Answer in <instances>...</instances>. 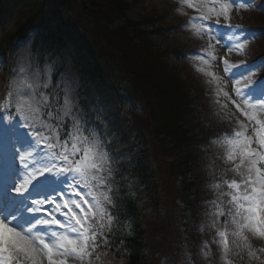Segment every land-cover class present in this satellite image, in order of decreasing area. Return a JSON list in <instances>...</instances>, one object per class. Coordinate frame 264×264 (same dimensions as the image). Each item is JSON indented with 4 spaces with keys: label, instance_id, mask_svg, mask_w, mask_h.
<instances>
[{
    "label": "snow or ice",
    "instance_id": "obj_1",
    "mask_svg": "<svg viewBox=\"0 0 264 264\" xmlns=\"http://www.w3.org/2000/svg\"><path fill=\"white\" fill-rule=\"evenodd\" d=\"M181 2L201 21L193 25V35L206 39L199 57L205 67L199 71L210 77L213 102L238 127L222 145L209 216L215 234L202 254L211 259L215 244L222 264L245 256L249 264H264V246L253 245L264 244V76L256 71L264 66V55L251 63L229 59L233 53L243 56L260 30L231 23L234 13L251 7L249 0ZM220 28L239 34L222 45ZM216 47L227 51L218 57ZM20 63L0 90V139L15 138L12 148L19 145L21 165L13 196L7 204L0 200V264H93L116 223L110 142L81 108L73 81L62 77L53 84L52 66L31 48L21 53ZM212 67L223 75L205 71Z\"/></svg>",
    "mask_w": 264,
    "mask_h": 264
},
{
    "label": "trees",
    "instance_id": "obj_2",
    "mask_svg": "<svg viewBox=\"0 0 264 264\" xmlns=\"http://www.w3.org/2000/svg\"><path fill=\"white\" fill-rule=\"evenodd\" d=\"M52 1L57 6L55 9H58L54 11L79 7L77 0ZM42 2V0H0V25L7 27L13 23L12 35H18L20 30L25 28L26 23L30 25L35 17L41 22V26L35 29L34 36L35 41L39 43L38 49L47 52L56 48L62 49L63 45L71 46V41L77 33L69 32L66 23L56 14L49 16L51 10L42 5ZM80 3L82 9L79 8L87 20L95 25L97 34L101 35V38L114 50L118 61L126 66L123 69L137 87L134 98L132 91L127 92L128 96H124L127 100L141 104L140 113L134 114L138 116L136 123L154 137L156 150L169 158L166 163L173 171L171 173L174 174L175 179L181 177L182 185L186 188V197L189 198L195 190L189 180L197 175L196 163L193 161L196 160L193 159V155L197 152L194 149L199 145L200 133L207 125L205 122L207 116L201 111L202 107L195 94L196 91L184 80L176 66L169 65L168 60L159 55L158 49L155 48L156 44L143 35L144 30L141 25L151 22V18L144 12L139 11V16L136 13L132 15L129 8L132 4L127 0H80ZM153 32H157L156 28ZM152 51L155 53L153 54ZM87 57L85 65L91 67L92 57L90 55ZM96 73L97 71L88 75L91 89L105 86L101 71L98 75ZM114 85L112 86L116 89ZM82 89L84 90L85 87ZM114 94L115 91L110 90H90V99L85 98V101L94 112V116L116 118L117 115L107 108L115 105L110 98ZM80 100L84 99L80 98ZM133 109L131 107L130 112H134ZM120 118L123 117L120 115ZM126 118L128 117H124L120 126L117 125L125 130V134L132 138L139 135L133 133L134 130L142 133L140 127H133ZM137 140L145 150L148 139L143 136ZM190 153H192L191 157L181 159L175 157L188 156Z\"/></svg>",
    "mask_w": 264,
    "mask_h": 264
},
{
    "label": "bare ground",
    "instance_id": "obj_3",
    "mask_svg": "<svg viewBox=\"0 0 264 264\" xmlns=\"http://www.w3.org/2000/svg\"><path fill=\"white\" fill-rule=\"evenodd\" d=\"M140 1L152 2V0H127L132 6H130V13L134 15V9ZM32 14V12H30ZM34 25L41 26V22L33 17ZM74 26H80L78 34L72 39L71 46H62V49L57 50H48L46 53L48 55L49 63L52 65V68L61 71L69 70L78 75V83L85 90H110V91H120L121 87L126 90H131L132 85L129 80H124L120 75V71L126 66L122 65L117 57L115 56L114 50L109 46V44L101 38V35H98V30L95 25L88 20H72ZM144 33L143 35L149 37L157 38L160 37L163 40H158L155 48L158 49L159 55L165 57L170 55V53L177 48L178 45H174L172 40L177 39L181 41L182 38L179 32L170 26H163L159 23L151 21L150 23H145L143 25ZM153 28V29H151ZM156 28L157 32H153ZM36 31V30H35ZM27 33L23 29L19 32L20 38H26ZM38 42H34L33 46H38ZM29 48V47H28ZM154 54L155 51H152ZM88 55L92 57L91 67L85 65V60L88 59ZM12 56L7 55L6 61L10 63ZM97 71V75L101 71V75L104 79V87H97L96 89H91L88 82V75H91ZM84 81V82H83ZM116 83V85H114ZM114 85L116 89L112 86ZM121 85V86H120ZM107 86H109L107 88ZM125 93V91H121ZM111 111V110H109ZM204 116H207L205 110L201 108ZM116 118H120V115H117ZM194 149V148H193ZM195 150V149H194ZM196 151V150H195ZM192 153L188 156L177 155L178 158H187L191 157ZM193 159H196L197 154L193 155ZM194 161V160H193ZM191 161V162H193Z\"/></svg>",
    "mask_w": 264,
    "mask_h": 264
},
{
    "label": "rangeland",
    "instance_id": "obj_4",
    "mask_svg": "<svg viewBox=\"0 0 264 264\" xmlns=\"http://www.w3.org/2000/svg\"><path fill=\"white\" fill-rule=\"evenodd\" d=\"M155 2H148V1H140L138 3V5L135 7L134 9V13L138 14L137 16H139V11L141 12H148L151 14V16H154L152 18V21L156 22V23H160L163 26H169V25H173L175 23H178L180 25V22L182 23L181 25H184L186 28L188 29H192L193 30V25H195L196 27H199L201 21L199 19H197L196 17L198 16V14L192 10L189 9L185 4H183L181 2V0H154ZM171 6H174L171 7ZM79 15H82L81 12ZM232 16H235L237 18H239V13H234ZM159 17V18H158ZM231 23L233 25H241L244 28H250L251 25L245 22H242L241 20L237 19L234 20L231 17ZM218 32L222 33L224 35V39L228 38V36L231 35H238L239 33L236 32L235 30L233 31H229L227 29L224 28H220L218 29ZM182 36V35H181ZM224 39H222L220 41V43L223 45V41ZM264 39V35L263 38ZM150 40L153 41L154 43L158 42V40H163L160 37L154 38L150 37ZM174 45H178L177 48L182 47L184 45V41H178L177 39L172 40ZM261 42V41H260ZM213 43H215V41H213ZM249 43H252V40H249L247 45ZM204 45L206 47V39L204 41ZM26 48V47H24ZM256 48V47H255ZM259 49H257L258 51ZM227 49L225 47H216L215 51H214V55L220 57L223 56L226 53ZM9 54L11 55V50L9 52ZM20 56L21 53H17L15 57H12L11 61L13 65H17V64H21L18 63V61L20 60ZM174 54L172 57V54L170 53L169 56H167V60H172L174 59ZM177 59V58H175ZM231 62H239L241 60V56L236 55L235 53H233L230 57H229ZM181 60V59H180ZM168 64L170 65V63L168 62ZM172 65H176L179 70L180 73H182V77L184 78L185 81H187V83L191 84L192 87L194 88V90L196 91V95L199 99V104L201 105V107L205 110V112L207 113V119L209 120L210 126L212 127H217L218 125L221 124V122H223V124H228L229 121L233 122L232 127H237L235 121L226 113V112H222L220 110V108L214 104L213 102V97H212V92L209 88V85L207 83V81L210 79V77H208L205 74L202 73H194L192 72L184 63H180L175 62V61H171ZM202 67H205L202 63H201ZM11 69H17L13 66L10 65ZM205 71H211V72H215L218 75H223V73L220 71V69L218 67H212V68H205ZM5 75V74H4ZM2 79V75L0 76V80ZM205 91H207V95L205 94ZM214 118H217L216 120H214ZM10 122L5 120V124H9ZM26 130V129H24ZM12 140H15V138H11ZM20 152V149L19 151ZM203 156V152H201L200 150V155L198 156L199 158H201ZM204 159L205 161H211V156L210 154L207 152V150L204 151ZM204 173L206 175V169L204 170ZM189 189V187H188ZM190 190V189H189ZM190 192H192L190 190ZM174 193H177V196H173ZM199 192H192L191 195H189V197H191L193 199H195L194 196L198 195ZM182 196L186 195V191L183 192L181 194ZM163 199H167L168 200V204H171L172 207V212H174L175 210L181 209L185 207V202H181L180 200L184 197H180V189L177 186L176 189L174 191H165L163 194ZM185 198H187L185 196ZM176 201V205L175 202ZM195 204L191 203V207H193ZM178 208V209H177ZM171 212V214L168 216V223H172V221L175 218V215ZM188 219L184 220L187 221V227L190 229H197L199 227V224L201 223V221H203L205 219V215L203 213L199 212L197 213L193 208H191L188 212ZM157 226H162L160 222H155ZM177 249V248H176ZM168 253H172V250H169ZM174 258L175 261H177V258L175 257L174 254ZM184 261L186 260L185 258H180L179 261Z\"/></svg>",
    "mask_w": 264,
    "mask_h": 264
}]
</instances>
